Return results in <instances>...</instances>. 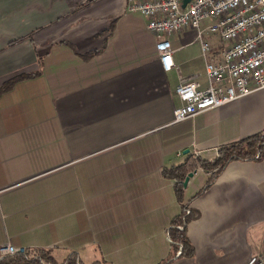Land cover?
I'll use <instances>...</instances> for the list:
<instances>
[{"label":"crops","instance_id":"crops-1","mask_svg":"<svg viewBox=\"0 0 264 264\" xmlns=\"http://www.w3.org/2000/svg\"><path fill=\"white\" fill-rule=\"evenodd\" d=\"M86 1L0 0V87L30 74L0 92V244L59 262L76 251L85 264L264 260V154L230 161L207 187L213 172H193L183 191L197 213L192 257L173 258L180 205L163 173L263 132L264 88L175 122L178 84L192 75L206 87L205 60L228 43L205 35L204 58L196 30L182 28L168 36L165 71L128 0Z\"/></svg>","mask_w":264,"mask_h":264},{"label":"built area","instance_id":"built-area-1","mask_svg":"<svg viewBox=\"0 0 264 264\" xmlns=\"http://www.w3.org/2000/svg\"><path fill=\"white\" fill-rule=\"evenodd\" d=\"M182 1L128 0L126 6L142 15L165 71L172 66L168 36L173 32L194 28L204 58L209 51L204 35H216L228 43L216 60H205L206 87L192 75L178 84L181 104L173 111L175 122L264 88V0H188L184 7ZM193 155L197 157V152ZM16 251L8 242L0 244V257ZM246 264H264V260L254 254Z\"/></svg>","mask_w":264,"mask_h":264},{"label":"trees","instance_id":"trees-1","mask_svg":"<svg viewBox=\"0 0 264 264\" xmlns=\"http://www.w3.org/2000/svg\"><path fill=\"white\" fill-rule=\"evenodd\" d=\"M87 0L85 4L90 3ZM90 54L83 57L87 58ZM30 74H19L5 81L0 87V92L8 89L11 85ZM264 154V131L256 133L252 136L236 140L222 145L219 148L217 156L211 162L195 160L192 156L187 158L180 164L164 168L165 176L174 180V192L180 205V212L176 215L170 226L167 234L175 251L176 257H192L194 255V247L186 235V226L188 222L197 216V213L191 209L188 202L184 201L183 181L185 177L194 172L197 168H203L212 171V179L207 183L206 187L212 182L213 178L232 160L257 161ZM201 193V192H199ZM172 257L162 260L159 264H168ZM0 264H85L80 259L76 251H70L61 262H59L46 248H31L23 249L0 257ZM88 264H104L102 260H94Z\"/></svg>","mask_w":264,"mask_h":264},{"label":"water","instance_id":"water-1","mask_svg":"<svg viewBox=\"0 0 264 264\" xmlns=\"http://www.w3.org/2000/svg\"><path fill=\"white\" fill-rule=\"evenodd\" d=\"M187 1H188V0H183L181 6L184 7V6H185V3H186ZM192 175H193V172H190V173L185 177V179H184V181H183V185H184V186H186V184H187L189 178H190Z\"/></svg>","mask_w":264,"mask_h":264},{"label":"rangeland","instance_id":"rangeland-1","mask_svg":"<svg viewBox=\"0 0 264 264\" xmlns=\"http://www.w3.org/2000/svg\"><path fill=\"white\" fill-rule=\"evenodd\" d=\"M203 39L206 41V42H208V40H207V37L204 35L203 36ZM209 43V42H208ZM210 44V43H209ZM209 57V56H208Z\"/></svg>","mask_w":264,"mask_h":264}]
</instances>
